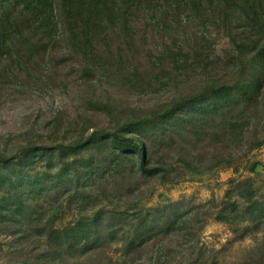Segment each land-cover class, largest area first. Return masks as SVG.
<instances>
[{"label":"rangeland","instance_id":"rangeland-1","mask_svg":"<svg viewBox=\"0 0 264 264\" xmlns=\"http://www.w3.org/2000/svg\"><path fill=\"white\" fill-rule=\"evenodd\" d=\"M226 4L227 17L214 9L209 22L215 23L188 24L184 34L167 39L168 47L154 21H143L145 37L138 42L139 35H133L138 53L132 62L139 72L154 69L148 91L89 71L85 54L68 47L62 28L52 41L47 39V50L46 42L31 41L41 48L27 66L19 65L18 52L28 51L19 43L12 55L1 57L0 155L14 158L0 161V264H23L29 256L42 261L44 255L49 264H264V96L260 114L250 113L247 137L238 144L226 145L211 128L198 130L181 119L172 130L151 128L155 134L146 139L151 165L164 164L154 174L131 158L134 163L108 175L101 171L93 185L99 144L92 151L70 146L100 129V149L109 148L114 133L130 121L148 118L181 98L207 96L216 85L234 87L240 64L230 36L262 37L264 0ZM117 33L108 39L112 48L122 42ZM104 45L98 42L97 49L106 51ZM153 48L154 58L147 52ZM32 147L34 152L24 156ZM163 152L167 157L161 161ZM73 165L78 180L65 189L57 211L11 186V179L21 183L48 171L62 172L59 179H65ZM83 191L88 196L84 208L76 198L67 203L70 194ZM249 193L259 202L253 216ZM111 210L121 211L123 219L108 215L97 226L88 222ZM127 215L145 217L134 240L124 222ZM81 222L89 227L84 224L88 228L60 248L52 230Z\"/></svg>","mask_w":264,"mask_h":264},{"label":"trees","instance_id":"trees-1","mask_svg":"<svg viewBox=\"0 0 264 264\" xmlns=\"http://www.w3.org/2000/svg\"><path fill=\"white\" fill-rule=\"evenodd\" d=\"M227 1L0 0V59L7 54L12 55L14 47L19 43L28 50L27 52L25 50V54L18 52L19 65L27 66L33 62V59L36 60L35 54L41 48L31 41L46 42L43 48L47 50L49 47L47 39L52 41L62 28L68 47L77 54H85L82 60L85 59V65H88L89 71L99 76L118 78L124 84L128 80L135 89L148 91L154 85V69L149 74L139 72L132 62L135 61L136 53H138V50L134 52L136 45L141 38L145 37L143 21H154L156 30L163 35L161 39L163 45L168 47L167 39L184 34L188 24L196 23L199 24V27H205V25L209 26L211 23H215L214 21L209 22L210 13L214 9L218 8V12L215 14L227 17ZM114 32L120 34L117 33L122 42L112 48L108 39ZM261 34L262 37H253L252 39L253 34H246L242 36L241 40L235 39L234 35L230 36L239 53L237 60L240 64V79L234 87L229 84L216 85L207 91L210 92L207 96H196L193 99L181 98L174 101L169 108L154 111L148 118L130 121L124 129L114 133L108 144L109 148L106 145H101L103 148L100 149V138L104 135L100 129L92 130L70 145L92 151L93 147L99 144L97 156L101 155V159L92 170L94 177L92 184L96 183L95 178L101 171L107 172L108 175L127 164L134 163L135 159H138V165L142 171L151 174L159 172L164 164L162 166L151 165L153 158L151 154H148L146 139H152L155 134V131H150L151 128L164 129V131L172 130L173 127L178 126L176 122L180 119L192 123L191 125L198 130L206 127L211 128L215 135L224 139L226 145L243 142L248 134L249 122L246 119L250 113L253 116L260 114L258 108L264 96V33ZM133 35H139L137 43L132 41ZM98 42L105 44L106 51L101 52L97 49ZM133 45L134 47H132ZM127 49H130L131 52H128ZM142 51H145L144 46H142ZM147 52L154 58V53H156L154 48ZM183 55L185 54L180 56ZM181 66L179 68H182ZM91 105L100 109L104 108L103 105L96 102ZM135 133H138L139 137L133 136ZM34 148H26L27 150L22 153L24 152V156L30 155L34 152ZM166 157L167 153L163 152L161 161ZM13 158L12 155H0V161L4 162H10ZM183 161L186 162V160ZM77 172V166L73 165L69 168L68 176L65 179H59L62 172L53 174L52 171H48L42 176L21 180V183H15L12 179L10 181L12 187H22L21 191L33 198L40 199L50 211L54 212V210L57 211L58 206L60 207V200H62L65 189L72 187L73 182L78 180L79 173ZM81 194L77 197L70 194L71 197L66 199L67 203H72V200L76 198L77 206L84 208V201L88 196L84 191ZM247 200L250 204L248 211L253 216L259 202L254 199V193H249ZM120 212L119 210L101 211L88 222L92 226H97L95 223L98 219L103 220L104 216L108 215L112 219H123L122 215H119ZM130 217L132 216H125L124 222L127 221V225L130 226V236L134 240L142 227L139 222L142 220L145 223V217L138 219ZM131 220L136 221L131 222ZM88 222L59 227L57 230H52L50 234L54 235L53 240L57 241L60 248H63L66 245L65 241L85 229L84 227L87 226L84 224L88 225ZM57 250L59 248H56ZM38 259L40 258L33 259L29 256L23 264H32L33 262L49 264L50 261V257L45 255L43 257L45 261L42 260V262Z\"/></svg>","mask_w":264,"mask_h":264}]
</instances>
